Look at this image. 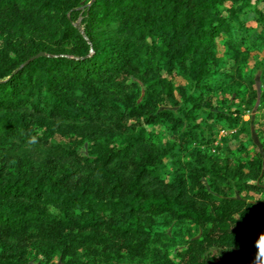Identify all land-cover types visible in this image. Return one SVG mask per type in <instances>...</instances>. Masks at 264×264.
I'll use <instances>...</instances> for the list:
<instances>
[{
    "label": "trees",
    "instance_id": "obj_1",
    "mask_svg": "<svg viewBox=\"0 0 264 264\" xmlns=\"http://www.w3.org/2000/svg\"><path fill=\"white\" fill-rule=\"evenodd\" d=\"M261 3L0 0V264H261L264 152L211 154L261 102Z\"/></svg>",
    "mask_w": 264,
    "mask_h": 264
},
{
    "label": "rangeland",
    "instance_id": "obj_2",
    "mask_svg": "<svg viewBox=\"0 0 264 264\" xmlns=\"http://www.w3.org/2000/svg\"><path fill=\"white\" fill-rule=\"evenodd\" d=\"M259 8L264 9V3L258 5ZM250 28H257V24L253 21L247 23ZM264 48L252 51L249 54L246 64L241 68V74L252 73L253 80L256 83L253 85L254 91L259 88L261 93L260 105L254 109V104L247 106L241 101H236L240 104V113L242 121L238 123L234 129H220L215 146L219 147L217 152H211L220 157L230 156L234 163L247 161L249 158L254 157L259 152H264ZM180 80L178 79L177 82ZM255 82V81H254ZM257 85V86H256ZM218 100L222 98L218 95ZM229 98V97H228ZM150 137L154 144L162 147L166 143H171L172 138L169 131L163 126L149 128ZM54 140L66 147H76L81 144L82 140L79 136L74 134H61L56 135ZM242 144H245L243 146ZM84 148L88 146L87 143L82 144ZM243 146V147H242ZM44 153H42L43 155ZM164 164L167 170L171 168L173 160L170 157L164 158ZM252 202H260L264 204V194L249 193L245 194ZM58 263V260H55ZM31 264H37L35 260H31Z\"/></svg>",
    "mask_w": 264,
    "mask_h": 264
},
{
    "label": "clouds",
    "instance_id": "obj_3",
    "mask_svg": "<svg viewBox=\"0 0 264 264\" xmlns=\"http://www.w3.org/2000/svg\"><path fill=\"white\" fill-rule=\"evenodd\" d=\"M259 244H260L261 257H262L261 264H264V236L261 237Z\"/></svg>",
    "mask_w": 264,
    "mask_h": 264
},
{
    "label": "water",
    "instance_id": "obj_4",
    "mask_svg": "<svg viewBox=\"0 0 264 264\" xmlns=\"http://www.w3.org/2000/svg\"><path fill=\"white\" fill-rule=\"evenodd\" d=\"M75 26H76V28H77L80 32H82L81 29H80L79 24H76ZM39 55H43V54H39ZM257 91H258V94H259V88H257Z\"/></svg>",
    "mask_w": 264,
    "mask_h": 264
}]
</instances>
